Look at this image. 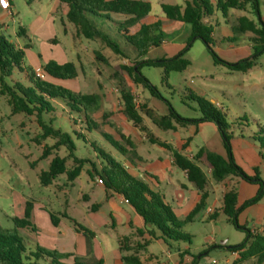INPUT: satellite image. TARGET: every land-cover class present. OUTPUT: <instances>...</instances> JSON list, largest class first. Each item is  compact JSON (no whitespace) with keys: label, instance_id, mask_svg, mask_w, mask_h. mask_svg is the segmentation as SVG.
Segmentation results:
<instances>
[{"label":"rangeland","instance_id":"rangeland-1","mask_svg":"<svg viewBox=\"0 0 264 264\" xmlns=\"http://www.w3.org/2000/svg\"><path fill=\"white\" fill-rule=\"evenodd\" d=\"M14 1V17L6 21L0 20V34L11 41L19 40L21 46H24L29 44V40L22 34H20V38H16L14 28L17 30L22 28L29 36L33 23L37 20V15L49 13L55 0ZM145 1H149L152 5V10L146 18V22L161 20L165 36L164 43L159 47L152 48L146 55V59L168 58L183 52L184 58L190 62V65L184 71H171L165 79L162 68L148 65L141 67L142 74L157 88V95L153 96L142 84H134L127 72L122 69V65L131 63L129 60L113 53L100 41L86 40L70 24L65 31L71 40V46H68L67 43L66 53L69 61L76 64L78 76L73 80L60 81V83L77 92L99 93L101 96L100 105L91 115L97 122H104V116H106L107 123H104V127L115 137H118L117 129L125 131L128 126H132L130 121L126 120V117L120 113L122 110L121 88L123 86L128 87L136 97L137 105H145L141 112L149 120L150 125H153L155 135L162 140H171L173 144L178 143L181 138H185L181 140L184 143L187 136L193 135L194 125L181 128L178 131L162 130L154 125L155 123L151 117L160 118V115L168 114L171 105L184 118H200L202 117V111L196 98L203 97L211 101L215 108L223 113L227 124V132L231 135L233 157L240 166L243 163V167H247L240 160L241 154L249 150L250 147L261 153V148L259 143L254 140V135L264 131V53L256 59V64L249 71H232L227 66L215 62L207 45L201 39L195 40L188 48L187 43L191 31L189 24L165 20L161 5H184L185 0ZM211 1L216 3L217 0ZM259 13L264 20V0H259ZM241 16H247L255 23H259L260 20L259 14L252 3L247 4L245 10L229 9L226 15L219 10L208 18L214 28L215 53L224 61L239 62L251 57L254 53L250 34L237 33L232 29L236 26L237 18ZM64 20H67V18L64 17ZM54 21L55 23H52L51 20L49 24L45 22L43 26L38 28L36 35L42 36L44 39L55 36L58 39L64 38V26L61 18L56 16ZM4 25H6V30H4ZM37 36L33 38L34 43H38ZM230 37H237V39L229 41L228 38ZM120 45L130 56H136V51L132 45L125 42H121ZM96 52L101 53L104 60L97 59ZM25 53V63L33 70L30 77L37 81L35 63H37L38 57L32 55L28 49L25 50ZM13 78L25 85L28 83L25 73H16ZM55 105L56 111L45 115V121L52 120L55 127H60L64 131L72 133L75 129L85 134L87 142L83 138L78 139L74 136L77 156L89 158L100 166L101 161L96 159L95 151L91 145V142H93L95 146L111 152L116 159L122 161L123 156L119 155L95 130L90 133L84 129L85 125L81 124L77 114L71 113L60 102L55 101ZM146 125L148 127L149 124ZM199 127L202 131L195 136L193 135L190 141V151L196 152L201 147L208 149L213 147L215 149L213 151L217 153H219V149L223 150L225 157H227L223 138L217 126L212 123H205L202 127L201 125ZM153 132L151 133L153 134ZM41 133L42 129L36 115L13 114L7 97L0 94V230L13 231L14 219L24 217L25 204L28 200H32L35 202L34 206L36 207L33 208L34 210L32 209L31 222H37V226L45 234L44 236H47L48 229L54 228L50 216V213L54 212L58 214L60 220L63 218L62 231L65 241L72 244L73 247L77 243L74 248V258H78L82 262H93L96 260V255L99 257L101 250L112 252L114 248H118V235L127 234V232L122 227L113 230L110 227V222L109 224L108 222H102L101 218L96 221L92 220L91 211H96L93 210V206L97 205V209L99 208L100 204L98 203L102 198L100 199L98 195L101 197L104 195L103 187L105 185L98 182L99 176L90 177L88 175L87 170L93 168L90 164H85L82 173L74 182L69 181L66 174H62L51 185L46 186L41 183L39 175L42 170L48 169L51 160L56 155L66 156L68 154L67 150L61 147L59 150L53 149L47 157L42 158L44 148L53 146L55 140L49 137L39 144L35 141V138ZM130 135L135 141L136 136L132 133ZM136 149L145 159L142 164L143 169L146 173L153 172L158 157L163 155L164 150L148 141L145 145L137 144ZM128 161L137 164L134 158H129ZM76 165L74 159L67 162L70 170ZM262 165L259 167L258 173L261 181L264 180V166ZM202 167L206 170L205 166L202 165ZM174 170L180 179L186 180L180 169ZM130 172L133 174L132 171ZM207 172L210 182L216 183L217 181L212 178L210 172L208 170ZM246 173L248 174V172ZM254 174L251 171V175ZM158 182L161 191L169 187V195L172 193L173 189L170 186L160 180ZM256 185L258 187L254 196L260 188L259 184ZM235 188L238 189V186ZM222 189L223 187L218 184L216 191L220 197H222ZM159 194L162 195V192ZM167 199L173 204L169 196ZM259 203L262 219L259 218L255 220L256 222H248L245 225L251 231L254 225L258 227L262 221L264 223V198ZM255 208L257 207L251 209L252 212L256 210ZM217 210V218L211 219L206 207L195 216L192 222L185 224L181 229V231L191 236V242H179L181 246L190 249L191 261L189 264H192L193 260H195V264H214V262L215 264H234L240 258V255H238V258L235 259V255L231 250L218 245L222 241H226L227 246L237 245L245 240L247 231L236 229L227 220L221 209ZM34 213L36 215L35 221L32 219ZM64 213L69 215L71 219L64 217ZM178 218L185 219L184 216ZM74 221L94 232L96 239L94 237L89 239L87 236L80 237L79 241L74 239L71 232L75 229ZM261 228H264V225ZM259 230L260 228H256L254 234L258 233ZM29 232L26 229L24 233L19 230L26 246L34 250L35 247L32 246L34 239ZM105 236H109L111 240L109 245L104 242ZM124 237L129 238V244L132 246L128 253L138 252L144 260L143 264H152L156 260L160 263L167 262L169 252L175 253L178 244L171 241L170 244H167L151 237L148 239L140 234L138 229L130 236L121 237L120 240ZM148 240L152 241L149 243ZM40 241H42V238ZM139 244H148V246L139 248ZM47 249L60 252L59 248L48 247ZM154 264L158 263L155 262ZM240 264L257 263L254 259H251Z\"/></svg>","mask_w":264,"mask_h":264},{"label":"trees","instance_id":"trees-1","mask_svg":"<svg viewBox=\"0 0 264 264\" xmlns=\"http://www.w3.org/2000/svg\"><path fill=\"white\" fill-rule=\"evenodd\" d=\"M60 2L66 4V18L76 27L80 35L87 40L100 41L113 53L129 60L131 63L122 65V69L127 72L134 84H142L153 96L157 95V88L142 74L141 67L144 65L160 67L164 70V78L167 79L171 71H184L190 65V62L184 58L183 52L168 58L146 59L150 49L161 46L165 40L161 20L146 22V18L152 10L149 1L60 0ZM249 3H252L259 14V23H255L247 16H241L237 18L236 26L232 29L237 33L250 34L254 53L251 57L239 62L224 61L215 53L214 28L208 18L219 10L224 15L229 9L245 10ZM161 8L166 21L182 22L191 26L188 48L195 40L201 39L207 45L215 62L227 66L232 71H249L256 64V59L264 53V20L259 13V0H217L216 3L211 0H185L184 5L162 4ZM21 31H23L22 28ZM236 39L237 37L228 38L229 41ZM121 42L132 45L136 56L132 57L125 52L120 45ZM25 55L23 48H18L13 41L0 34V94L7 97L13 114L23 113L37 116L42 129V133L35 138L37 143L41 144L49 137L55 140L53 146L44 148L42 158L47 157L53 149L59 150L61 147L68 152L66 156L56 155L51 160L48 169L41 171L39 177L43 185H51L62 174H66L67 179L74 182L82 173L85 164H90L93 168L87 170L88 175L90 177L99 176L107 191L122 195L126 202L143 218L151 237L156 238L155 233L160 232L159 238L170 244V241L191 242V236L181 229L185 224L192 222L195 216L207 207V200L210 196V180L207 170L217 182L228 177H239L249 183L259 184L260 188L256 195L240 206L235 187L225 192L222 212L236 229L246 230L247 234L245 240L237 245L219 244L218 246L239 252L240 258L234 264L251 259H254L257 264H264V229L262 232L254 234L239 220L242 211L259 203L264 198V180L261 181L259 177V168L254 169V175H248L235 161L231 147V135L227 132L223 113L215 108L211 101L203 97L196 98L202 111V117L197 119L182 117L171 105L168 114L162 115L160 118L151 117L155 125L162 130H177L178 127L191 125L199 127L203 123H212L217 126L223 138L227 157L206 147H201L192 157H189L183 151L187 149L191 137L186 139L180 149H176L169 142L153 135L144 123L141 112L145 105H137L135 96L128 87L121 88L122 113L126 119L140 131L146 133L150 143L171 151L174 165L187 174V179L195 185L200 193L199 201L190 213L185 219H179L172 205L165 201L163 195L153 191L147 183L131 174L125 164L116 159L111 152L99 148L91 142L96 159L101 161L100 166L89 158H81L76 155L77 147L74 136L78 139L83 138L87 142L85 134L75 129L72 133L64 131L60 127H55L52 120H44L45 115L56 111L55 101L62 103L71 113L77 114L81 124L85 125V130L90 133L95 130L119 155L131 159L137 155V151L131 137L124 131L117 129L118 137H115L104 130V125L107 123L106 116H104V122H97L92 117V112L100 105L101 96L99 93L77 92L60 83V81L73 80L78 76V68L74 62L59 63L51 59L43 65L46 78L38 77V80L34 81L30 77L33 70L26 65ZM96 57L99 60H104L103 55L99 52H96ZM16 73H25L28 83L25 85L14 79L13 76ZM147 115L149 114L147 113ZM254 140L259 143L261 155L264 158V131L255 134ZM70 159H74L77 163L71 170L67 166ZM97 207V205L93 206V210H97ZM32 209L33 202L28 200L25 205L24 217L14 219L13 231L0 230V264H69L62 260L71 254L60 253L40 245H36L34 250L26 246L24 238L19 234V229L31 228L35 230L31 222ZM50 216L52 223L58 226L60 222L58 214L51 212ZM63 216L71 219L65 213ZM217 216L218 212L216 211L210 218L215 219ZM74 227L76 231L82 232L89 239L95 235L90 229L75 221ZM148 227L152 230H149ZM138 232L143 234L144 230L138 229ZM147 246L148 244H139V248ZM120 249L123 252L122 260L125 264H143L138 252L124 254L125 251L132 249L128 237L120 240ZM70 264H104V261L96 259L93 262H82L80 259L74 258ZM192 264H195V260Z\"/></svg>","mask_w":264,"mask_h":264},{"label":"crops","instance_id":"crops-1","mask_svg":"<svg viewBox=\"0 0 264 264\" xmlns=\"http://www.w3.org/2000/svg\"><path fill=\"white\" fill-rule=\"evenodd\" d=\"M29 1H32V0H29ZM33 1H36V0H33ZM10 3H11V13L0 8V20L1 21H6L7 19L14 17L15 1L10 0ZM66 13H67L66 4L60 2V0H55V2H53L52 4V7L50 8L49 13L45 15L43 14L37 15V18H36L37 20L33 23L31 31L29 32V36L28 34H26L25 30L21 31V28L19 30L14 28L13 31H14V34L16 35V38H20V34H22L25 38H27V40H29L28 41L29 44H25L24 46H21V43L18 39H17L18 41H13L14 44L18 48H23L24 50L28 49L32 55H37L38 61L37 63H35L36 64L35 67L43 66L46 62H48L51 59H54L58 61L59 63H65L69 61V59L67 58L66 49H67V43H68V46L69 45L71 46V40L66 35L65 31H66V28H68L70 24L71 25L73 24L70 23L68 20H64V17H66ZM56 16H59L62 20V24L64 26V35H65L64 38L58 39L55 36L52 38L44 39L42 36H37L36 34L38 32V28L40 26H43L45 22L49 24L51 20H52V23L53 22L55 23L54 17ZM4 26H5L4 30H6V25ZM34 36L35 37L37 36L38 43L33 42ZM213 36H214V33H213ZM90 41H98V40H90ZM120 113L123 115L122 110ZM162 115H166V114H162ZM143 118H144L145 124H149L148 127L150 131L153 132L154 130L153 125H150L149 120H147V118L144 115H143ZM204 124L205 123L201 124V127ZM131 125L132 126H128L124 132L127 133L131 137L132 141L134 142L135 148H137V144L145 145L146 141L149 142L146 133L140 131L132 123ZM181 128H187V127H178V129L174 131H178ZM104 130L110 133V131L107 130L105 127H104ZM201 131L202 130L200 127H196L194 125V130L192 134L195 136L199 134ZM131 133L136 136L135 141L130 135ZM153 134L155 135L154 132ZM193 135H189L187 136V138L191 137L192 139ZM183 139L185 138H181L180 141L175 144H173V141L171 140H164V141L172 144L174 148L180 149L183 144L181 140ZM161 148L164 150L163 155H160L158 157V162L156 164V167H154L153 172L151 173H146L145 169H143L142 164L145 161V159L138 152L137 149H136L137 155L134 157V159L137 161V164H135L134 162L131 163L130 161H128L129 159L128 157H123L121 160L125 164L126 168L129 170V172L130 171L133 172V175L135 177L147 183L153 191L157 193L162 192V195L165 201L169 202L167 199L168 196L171 198L173 204H171L170 202L169 203L172 205L177 217H180V216L186 217L190 213V211L193 209L194 205L199 201L200 193L198 189L195 187V185L187 179V174L184 171L181 170L186 180H182L176 175L174 169H179V168H177L173 163L172 152L163 147ZM210 148H211L210 150H215L213 149V147H210ZM218 152L219 154L225 157V153L223 150L219 149ZM183 153L189 157L193 156L195 152L190 151V143L188 144L187 149L183 151ZM240 160L243 161L247 165V167L245 166L243 167L242 165L243 163L242 164L240 163L243 170L248 172V174L250 175H251V171L255 173L254 169L259 168L263 164V156L261 155V153L257 152L256 149H254L253 147H250L249 150H246L245 152H243L241 154ZM159 180L161 182L166 183L168 186H170L173 189L170 195L168 193L169 187L161 191L162 189L159 187L160 186V183L158 182ZM218 184L223 187L221 191L222 197H220V195L217 194V191H216ZM236 186H238L237 192H238V205L239 206L242 205L248 198L254 196L255 192L257 191V187H258L256 184L249 183L243 179H239V177H228L225 180L221 182H216V183L211 181L210 186H209L210 196L207 200V203H208L207 213L209 216H211L214 212L218 211L217 209L219 208L221 209V212H222L223 197H224L225 192L229 190L230 188L236 187ZM103 188H104V195L102 197L98 195L100 199L102 198L99 203L97 202L98 204H100L99 208L96 211H91L90 216L92 220L96 221L99 218H101L102 222H106V223L108 222V224L110 222V225H111L110 227H112L113 230L118 229V227H122L126 230L127 234L118 235V239H117L118 244H119L118 248H114L112 252L107 251V250L106 251L101 250L99 257L96 255L95 258L103 259L104 264H125L122 260L123 252L120 249V238L123 236H130L137 229H143L144 230L143 236L148 239H150L151 235L146 229V224L143 218L134 210V208L129 203L126 202L125 198L122 195L109 191V190L107 191L105 187ZM32 202H33V208L35 209L36 207L34 206L35 202L34 201ZM218 205L219 207H217ZM253 207H257L255 208L256 210H254V212H252L251 210ZM24 210H25V207H24ZM35 217L36 215L34 213L32 217L34 221H35ZM259 218L260 220L262 219L260 203H257L255 205H252L246 208L244 211L241 212L239 216L240 223L243 225H246L248 222H253V221L256 222L255 220H258ZM62 219L63 218H61L58 226H55L52 223L54 228L47 230V233H48L47 236H44L45 234L41 230H39V227L37 226L36 221L33 223L35 230H32L31 228H21L19 230H21V232L23 233L25 229L26 231H30L29 233H31V237H33L34 239L32 241L33 243L32 246L34 247L36 245H40L44 248H48V247L49 248H59L60 253L71 254L69 257L64 258L65 260L64 259L62 260L63 262L70 264L74 261V248L76 247L77 243L73 247L72 244L65 241V236L62 231L64 221ZM260 224L261 225H259L258 227H256L255 225L253 226V229H252L253 233L256 231V228L257 229L260 228L258 232L263 231L264 228H261V226L264 225L263 221ZM148 229L152 230V228L150 227H148ZM71 232H72L73 238L76 239L77 241H79L80 237L85 236L82 232L76 231V229H73ZM155 236L156 238H153V237L151 238L163 241L162 239L159 238L160 232L158 233L156 232ZM41 238H42V241H40ZM94 239H96V235L94 236ZM110 241L111 240L109 239V236H105L104 238L105 244L109 245ZM151 241H149V243ZM124 254H130V253L126 251L124 252ZM233 254L235 255V259L238 258V255H239L238 251L233 252ZM140 259L143 263L144 260L141 257ZM190 261H191L190 249L188 247L181 246L178 243L175 249V253L169 252L167 262L160 263L156 260V261H153L152 264H154L155 262L158 264H181L182 262L183 264H189Z\"/></svg>","mask_w":264,"mask_h":264},{"label":"built area","instance_id":"built-area-1","mask_svg":"<svg viewBox=\"0 0 264 264\" xmlns=\"http://www.w3.org/2000/svg\"><path fill=\"white\" fill-rule=\"evenodd\" d=\"M0 8L11 13L10 0H0ZM36 74L41 79H45L46 78V72H45L43 66H40V67L36 68ZM263 166H264V163H263ZM98 182L100 184H103V180L101 178H98ZM214 264H215V262H214Z\"/></svg>","mask_w":264,"mask_h":264},{"label":"water","instance_id":"water-1","mask_svg":"<svg viewBox=\"0 0 264 264\" xmlns=\"http://www.w3.org/2000/svg\"><path fill=\"white\" fill-rule=\"evenodd\" d=\"M226 244V241H222L221 243H220V245H225Z\"/></svg>","mask_w":264,"mask_h":264}]
</instances>
